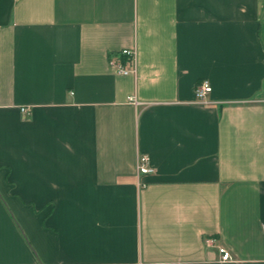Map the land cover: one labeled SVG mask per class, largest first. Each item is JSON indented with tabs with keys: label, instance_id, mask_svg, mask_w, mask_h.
I'll return each instance as SVG.
<instances>
[{
	"label": "crops",
	"instance_id": "obj_1",
	"mask_svg": "<svg viewBox=\"0 0 264 264\" xmlns=\"http://www.w3.org/2000/svg\"><path fill=\"white\" fill-rule=\"evenodd\" d=\"M0 264H264V0H0Z\"/></svg>",
	"mask_w": 264,
	"mask_h": 264
},
{
	"label": "built area",
	"instance_id": "obj_2",
	"mask_svg": "<svg viewBox=\"0 0 264 264\" xmlns=\"http://www.w3.org/2000/svg\"><path fill=\"white\" fill-rule=\"evenodd\" d=\"M120 54L126 58V62H121L118 60H111L110 64L111 66L119 73L122 75H127L135 69L133 68L132 63L135 59V52L130 49H123ZM212 92V86L209 83V81L204 80L201 83H199L195 89V102L199 104H207L208 103V97ZM130 100L138 105V101H136L134 98H130ZM21 111L24 114H29V109L28 108H22ZM154 172V169L150 166V159L147 155H140L137 160V174L139 178L141 179L142 177L149 175ZM140 185L145 187L146 184L140 181ZM215 242L214 239H207L206 244L208 245H213ZM220 253L222 255V260L223 261H231L233 258L231 254L226 251L223 248H220Z\"/></svg>",
	"mask_w": 264,
	"mask_h": 264
},
{
	"label": "trees",
	"instance_id": "obj_3",
	"mask_svg": "<svg viewBox=\"0 0 264 264\" xmlns=\"http://www.w3.org/2000/svg\"><path fill=\"white\" fill-rule=\"evenodd\" d=\"M123 57H124V56H123ZM121 58H122V56H121ZM122 60H123V62H126V58H123Z\"/></svg>",
	"mask_w": 264,
	"mask_h": 264
}]
</instances>
